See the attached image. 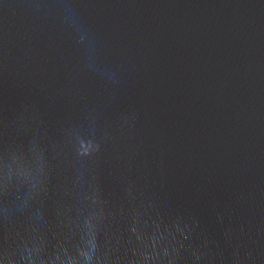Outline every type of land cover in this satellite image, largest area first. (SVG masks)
<instances>
[{
  "label": "water",
  "instance_id": "water-1",
  "mask_svg": "<svg viewBox=\"0 0 264 264\" xmlns=\"http://www.w3.org/2000/svg\"><path fill=\"white\" fill-rule=\"evenodd\" d=\"M0 264H264V0H0Z\"/></svg>",
  "mask_w": 264,
  "mask_h": 264
}]
</instances>
